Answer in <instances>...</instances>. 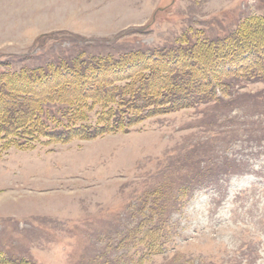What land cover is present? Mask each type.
<instances>
[{"label":"rangeland","instance_id":"374dc122","mask_svg":"<svg viewBox=\"0 0 264 264\" xmlns=\"http://www.w3.org/2000/svg\"><path fill=\"white\" fill-rule=\"evenodd\" d=\"M180 46L206 55L194 68L199 96L151 100L140 121L114 132H102L112 119L88 101L76 117L53 109L30 142L0 140L4 257L264 264V0H0V71L142 51L123 59L120 74L60 72L58 101L91 85L110 93L147 82L152 92L164 80L147 66L166 76L192 62L149 54ZM67 119L75 132H64Z\"/></svg>","mask_w":264,"mask_h":264},{"label":"trees","instance_id":"16d2710c","mask_svg":"<svg viewBox=\"0 0 264 264\" xmlns=\"http://www.w3.org/2000/svg\"><path fill=\"white\" fill-rule=\"evenodd\" d=\"M193 50L194 52H191L190 49H185L180 46L179 48L169 50L168 53H165L163 50H157L156 54L155 52L149 54L156 56V61L159 60L161 62L168 60V57H170L169 60L184 58L187 59L188 62H192L189 68L183 70L178 67L170 68L169 74H165L166 76H162L163 73L159 72V70H154L152 66H147L145 71H147L149 75H153L154 73L159 74L158 78L164 80L163 83H160L159 87L154 88L152 92L147 90L152 88L147 82L140 85V88L137 90H128L130 86L116 88L113 86V91L110 93L109 91H100L96 89L95 85H91V88H87L89 90L86 89L84 92H81L79 86L75 89L79 90L78 93L71 94L64 101H58L60 97L57 94L59 93L57 90L60 86L54 81L57 80V76L58 79H60L58 75L60 72H67L69 73L68 75L72 77L86 76L90 79L93 71L97 72L107 67L116 74H120L119 71L123 59H133L132 57L137 58L142 55V51L130 52L126 57L116 59L114 62L108 56L105 58H92L87 60V62L76 57L68 61H62V59L59 61L56 60V63H49L39 68H20L16 73L9 70L0 71V140L3 141L10 137L14 138L20 136L19 139L23 140L22 143L30 142L43 135L44 132L42 133L41 130H45V128H43L46 124L45 119L53 118V109L58 113L71 114L76 117L81 114L80 111L83 112V109L90 110L93 106L92 103L100 104L101 108H103L105 113L112 119L107 126L101 127L102 132H114L118 130L127 131L130 126L142 119L141 116L144 110L148 111L147 105L149 101H158V103H160L159 100L162 98L177 96V93L186 94L191 92V94L195 96L201 94L202 89H200V86H192L198 78L194 68L201 65V59L206 55L202 52V55L196 56L197 59H194L192 53L198 52L199 49ZM260 57H262V55ZM2 65L3 64L0 63V68ZM4 65L7 67L10 64ZM86 73L88 75H86ZM177 76H179V79H175ZM204 76H209V73L206 72L203 74L201 72V75H199L201 78H204ZM115 77L117 78L114 80L117 81L123 79L120 75ZM113 78L114 76L112 77V81ZM210 80H212V83L218 84L216 76L212 75ZM222 81L228 84L231 82V84H233L232 79ZM101 82L102 80L99 83L96 81L97 84ZM66 84L68 83H64L63 85ZM44 90L45 93L39 95ZM88 101H92L91 108L89 104H85L86 102L89 103ZM167 101L168 100H166V102ZM57 103L62 105V107L66 106V108H58L59 106L55 107V105H58ZM79 104L83 105L82 109L78 107ZM67 122L70 123V126L63 127L64 132L70 130L75 132L77 128H74L71 124L73 120L67 119ZM95 129L99 130L98 125ZM84 130L86 131V129ZM93 131L94 127L88 129L89 133ZM91 136L92 134H90V137ZM0 264L26 263H23L21 260L7 259L0 252Z\"/></svg>","mask_w":264,"mask_h":264}]
</instances>
